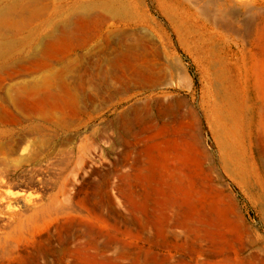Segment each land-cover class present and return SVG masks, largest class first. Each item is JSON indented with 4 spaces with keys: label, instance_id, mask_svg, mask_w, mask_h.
Here are the masks:
<instances>
[{
    "label": "rangeland",
    "instance_id": "374dc122",
    "mask_svg": "<svg viewBox=\"0 0 264 264\" xmlns=\"http://www.w3.org/2000/svg\"><path fill=\"white\" fill-rule=\"evenodd\" d=\"M256 1L109 0L102 37L45 66L42 27L0 67V134L24 130L0 136V264H264V130L231 175L200 107L229 101L240 132L264 114Z\"/></svg>",
    "mask_w": 264,
    "mask_h": 264
},
{
    "label": "bare ground",
    "instance_id": "6f19581e",
    "mask_svg": "<svg viewBox=\"0 0 264 264\" xmlns=\"http://www.w3.org/2000/svg\"><path fill=\"white\" fill-rule=\"evenodd\" d=\"M50 4L45 3L44 0H14L9 2L6 6L0 7V25H13L17 32L30 29V33L26 38L21 39L22 42H27L26 46L12 45L11 43L0 42V67H3L10 62L16 55L23 54L28 48L40 40V32L42 27H47L51 32H58L55 38L51 35V41H59L62 46L61 51L55 56H50L45 60L44 65H49L52 60H62L71 53L77 52L79 49L88 45L102 37L104 24L107 20L106 15H100L99 9H110L109 0H50ZM256 5L264 7V3L255 2ZM30 6H34L29 10ZM46 12V10H48ZM111 12V11H110ZM15 14V15H13ZM259 13L254 19L252 42L253 45L259 46L264 42V14ZM78 24L75 26V20ZM43 38V37H42ZM44 41V38H43ZM35 47V46H34ZM264 51V49H263ZM125 73V70H122ZM240 83L243 85V77L238 76ZM257 99L261 101L260 91H257ZM208 104V103H207ZM202 112L208 118L214 116L219 122L220 128L224 131L225 140L221 141L219 150V164L229 174H240L246 179V168L244 156L248 155L241 150L247 148L252 142V133L255 130L257 133L264 130V114L262 106L256 103L254 107L256 111L255 129L252 124L243 117V123L247 129L246 132H240L237 124L232 123L234 119L233 111L235 107L230 105L229 101L220 105L219 103H211L208 106L204 103L200 105ZM243 111H246L244 105L241 106ZM24 132L23 128L20 131L15 129L2 131L0 136L3 138L12 137L17 138ZM22 136V135H21ZM243 155V157H241ZM5 182V180H2ZM18 196V195H17ZM0 198L4 197L0 191ZM15 199L14 202H18ZM14 202L8 205V210L13 218H16L19 208L14 206Z\"/></svg>",
    "mask_w": 264,
    "mask_h": 264
}]
</instances>
